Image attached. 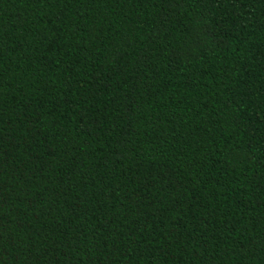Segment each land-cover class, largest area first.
Segmentation results:
<instances>
[{
  "label": "trees",
  "instance_id": "trees-1",
  "mask_svg": "<svg viewBox=\"0 0 264 264\" xmlns=\"http://www.w3.org/2000/svg\"><path fill=\"white\" fill-rule=\"evenodd\" d=\"M0 264H264V0H0Z\"/></svg>",
  "mask_w": 264,
  "mask_h": 264
}]
</instances>
